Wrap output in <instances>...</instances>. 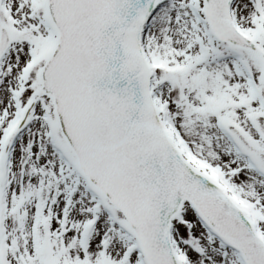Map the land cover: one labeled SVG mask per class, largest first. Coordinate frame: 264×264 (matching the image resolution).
Segmentation results:
<instances>
[{
  "label": "snow or ice",
  "instance_id": "obj_1",
  "mask_svg": "<svg viewBox=\"0 0 264 264\" xmlns=\"http://www.w3.org/2000/svg\"><path fill=\"white\" fill-rule=\"evenodd\" d=\"M0 264H264V0H0Z\"/></svg>",
  "mask_w": 264,
  "mask_h": 264
}]
</instances>
